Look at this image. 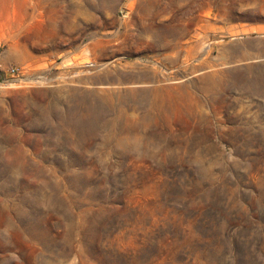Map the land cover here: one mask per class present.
Instances as JSON below:
<instances>
[{"label":"rangeland","instance_id":"obj_1","mask_svg":"<svg viewBox=\"0 0 264 264\" xmlns=\"http://www.w3.org/2000/svg\"><path fill=\"white\" fill-rule=\"evenodd\" d=\"M0 140V264H264V0H0Z\"/></svg>","mask_w":264,"mask_h":264},{"label":"bare ground","instance_id":"obj_2","mask_svg":"<svg viewBox=\"0 0 264 264\" xmlns=\"http://www.w3.org/2000/svg\"><path fill=\"white\" fill-rule=\"evenodd\" d=\"M96 48H97V46H96ZM153 79H156V72L149 70V69H142L139 71H122V72L117 71L116 75L111 77L112 81L119 82V83H137V82H141V81L146 82V81H150ZM102 80L106 81L107 78H104V76H103ZM160 90L161 89L159 87H156L152 92H149L148 90H143V91H138V90H134V89L126 90V92L123 95H120V100L122 101L124 99V102H126L127 100H131V101L136 102L139 105L150 104L151 97L153 95H155L156 93H158ZM138 96L141 97V99H137ZM1 143H4V142H1ZM8 153H9V151H8ZM7 154H6V156L9 155V154L8 155Z\"/></svg>","mask_w":264,"mask_h":264},{"label":"built area","instance_id":"obj_3","mask_svg":"<svg viewBox=\"0 0 264 264\" xmlns=\"http://www.w3.org/2000/svg\"><path fill=\"white\" fill-rule=\"evenodd\" d=\"M7 72L13 76H18L19 74H21V71L18 68H10Z\"/></svg>","mask_w":264,"mask_h":264},{"label":"clouds","instance_id":"obj_4","mask_svg":"<svg viewBox=\"0 0 264 264\" xmlns=\"http://www.w3.org/2000/svg\"><path fill=\"white\" fill-rule=\"evenodd\" d=\"M137 158H139V156H137Z\"/></svg>","mask_w":264,"mask_h":264}]
</instances>
